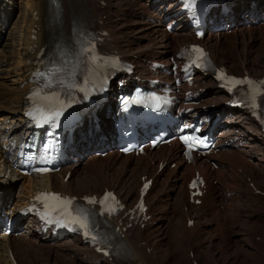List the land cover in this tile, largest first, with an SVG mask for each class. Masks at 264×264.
Instances as JSON below:
<instances>
[{
    "label": "bare ground",
    "instance_id": "bare-ground-1",
    "mask_svg": "<svg viewBox=\"0 0 264 264\" xmlns=\"http://www.w3.org/2000/svg\"><path fill=\"white\" fill-rule=\"evenodd\" d=\"M143 1H145V3ZM125 2L126 1L124 0V4ZM263 2L264 0L258 3L257 6L261 5ZM149 3H150L149 0H140L139 4L140 5L144 4L146 10L137 8V10L132 11L129 19L130 21L128 22L124 21V19L126 18L110 19L109 15L111 13L108 15L109 20L108 21L106 20L108 22V24L106 25H108L109 27V35L111 36L109 40V45L116 48L118 51L123 52L125 55L129 54L132 57L134 56L135 57L134 60L138 59L139 57H141L142 54L145 53H149V55L152 57L159 56L160 58H165L166 56L165 53L170 51L168 50V46L169 44H171L170 43L171 41L172 44H174L175 46L176 44L182 42L184 39H187L188 37L189 39L193 38V36L190 35L187 31V23L181 19L178 20V22L171 30V32L168 33L165 32L164 30L159 31L161 27L163 28V25L160 22L152 23L145 19L146 14H148V12L152 16L156 15L155 13H152L154 12L155 4H151V3L149 4ZM171 4L172 3L169 2L168 6H170ZM108 5H110V0H106L103 7L96 0H58V7L60 8V11L59 10L53 11L54 7H52V5L50 4V0H0V147H3L6 144H8L9 142L8 140L12 136V132L10 131V129L15 130L16 127L19 125L21 119V116H19L18 112L21 106L23 105V96L26 93L29 86L28 85L29 76L28 73L26 72V69L28 68L27 59L33 56V54H30V52L32 53L36 52L41 46L48 45L51 43L50 39L47 38L48 32L53 33V35H55L54 37L59 36L60 33L68 34L70 30L77 29L78 26L83 24L85 18L89 16L99 17L101 15L100 13L105 10L107 11V13L110 12L108 10L111 7L110 6L108 7ZM111 5L114 6L112 2ZM16 9H18L19 11L17 16L14 13ZM13 13L16 17L13 16ZM243 18L246 19L251 18L252 19L251 21L253 20L259 21L262 19L260 16L257 15L254 16L247 15L244 16ZM242 21H243L242 17L240 16L236 17L232 20V25L228 26L231 27L230 34H232L233 38L237 37V35L243 37L245 34L248 35L252 32V30L254 32V30L257 29L254 26L247 27V24L251 23V21H248L245 24L241 23ZM218 24L219 23L217 22L215 25L217 26ZM33 27L36 28V31L34 32V37L31 38L30 33ZM121 31L127 32L126 35L127 37L123 41H121L122 39L121 40L118 39L117 36V32H121ZM157 31H159V34L157 33ZM218 31L220 33H218ZM130 32L134 33L133 36L130 34ZM222 32L223 30L221 29L208 30L207 34L203 36L202 41L209 48L213 60L217 63L218 62L222 63L223 60L224 61L223 63H225L226 66L231 70L233 69L232 68L233 64L231 65L228 59H234L233 58L234 53L232 51L228 52L227 57L225 58L224 56L220 55V53L222 52L221 50L223 48L225 49L230 47V45L229 46L223 45L222 43L223 41L221 40V37L225 38V34ZM156 34H158V37ZM252 38L253 36L249 39V42L247 44L251 49L254 47L256 48L258 46L264 48V42L259 44V42L255 37H254L255 39ZM229 44H232V42ZM253 44L255 46H253ZM232 46L234 47V43L232 44ZM244 55L245 54H243V59L241 57L242 63L239 65V67H236V70H241V68L244 69L248 67L250 64L252 65L254 63L251 60L248 61L247 59H245ZM240 60L239 62H241ZM196 79L200 82L199 86L209 85L206 83V81H210L207 75H203V76L198 75L196 76ZM197 95L198 98H202V99L199 100L198 103L192 104L193 110H197L198 112H203V113L211 111L215 114L220 112L224 114L229 111L226 109H219L218 105L220 104L221 99H218V94L215 93V91L212 88L207 87V89H205L203 93L201 91H198ZM207 102L208 103L213 102L212 106L208 107ZM243 122L240 121V118L236 120H228V121L223 120L219 125V129L224 130L222 135L224 136L225 140L230 141L229 143L232 144L233 146L237 144V141L239 139L243 140V143L239 147L238 146L234 147V149L237 150L241 148V151H243L245 155L247 156L249 155L250 157L253 156L256 162L260 164V167L264 168V160H263L264 141L263 139L260 138L257 131H254V129L250 128V126H245ZM236 135L238 137L235 138ZM227 148L228 150L217 151L209 155L217 160L218 163L217 167L219 168V166H222V168H220V170L218 168H215L213 169V171L212 169L211 171L207 170L205 171L206 176L208 173H211L214 174L213 178L217 177V180H220V177L218 179V175L221 176L225 171H227L228 174L226 175L229 176L231 182L233 179H237L239 177L240 175L239 171L238 170L236 171L235 168H237L238 166H240L239 168L243 167L244 162L241 155L242 153L239 151L234 153L235 150L234 151L229 150L230 146H228ZM255 150L261 152L255 153L256 152ZM167 152H169V155L167 157H169L170 161L175 162V167L173 169L172 168L166 169L167 171H170V173L168 174V176L166 175L161 181L162 183H165V185H162L164 187V189L162 190V195L164 198L167 199H169L168 197L170 195H173V202H175L176 204L182 203V205H185V203H187L186 195H185L186 190L183 191L181 188L184 186V182L192 174L190 165L184 164L182 157H180L178 153L174 151V145H170V146L162 145L159 149L148 151L147 153L149 155L152 154L156 157H159L160 155H163L164 153ZM0 155H1V150H0ZM135 159L136 160L138 159L139 161L140 159H144V158L143 156H140V157H136ZM132 160H134V158L128 155L118 156L115 152L112 151L106 152L103 158H101L100 156L97 157L94 153H90L86 157H83V159H80L79 162H77L75 165H73L72 169L70 170L69 177L65 184H61V179H62L61 175L63 171H65L68 167H65L63 171H59V172L57 171V172H53L52 174L46 175L44 176L45 178L39 177L37 180L35 178L31 179L25 175L21 176L15 171H12L9 173V178H11V180L8 182L7 185H3L1 188V192H0V194L2 195L1 198L4 201H6L8 197L13 198L14 201L10 206V210L13 212V206H16L18 201L23 199V197H27L30 194L29 191L32 187H34V184L42 185L46 188L55 187L58 189H63L66 192L70 191L77 194H82L84 192H93V191L100 192L102 187L107 184L103 183L104 185L100 186L98 190H91L92 188L91 189L84 188L83 190L75 189V186L77 184L81 185L80 187H84L83 183L87 184L86 178L87 177L89 178L91 176L89 173H86L85 170H80L79 168L83 165L86 167V169L92 168V171L90 172L93 175L96 174L95 170L97 169L99 170V168L101 169V167H103L104 163L106 165L109 164V166H111L112 169L114 167H122L126 170L127 168H129L130 165H133L132 167H134L135 165V167L138 168L140 163L136 161L137 164H133L136 162H132ZM144 163L145 162H143L142 164ZM232 165H234L235 168H232ZM105 168L107 167L105 166ZM130 169L132 172L133 168ZM80 171L81 173L85 174L84 178H79ZM87 172L89 171L87 170ZM100 172L97 173L100 174ZM163 172L164 171L161 170L158 174V177H161ZM77 175L79 176L75 179ZM100 176H102V174ZM89 180L90 182H92L93 178L90 177ZM99 180H101V177L99 178ZM158 180L159 179L154 177L153 184L157 183ZM132 181L134 180L132 179ZM251 181L253 182L252 184L256 186H257V182L258 183L260 182L258 181L255 175H253V179L251 178ZM126 184H128V181ZM217 184L223 187L222 183H217ZM14 185H16V192L15 195H12L10 194V189ZM218 185L212 183L208 184L207 186L208 189L206 193L203 195V199L201 201L202 206L211 205L210 207H212L214 205L215 202L213 198L214 195L213 193L218 190L219 188ZM113 186L115 185L113 184ZM119 187L121 186L119 185ZM117 188L115 186V190L117 191V193L119 194V196L123 201L126 200L133 201L132 194L135 195V191L134 193L132 190L128 192L129 191L128 189V191L126 192L124 188L123 189L120 188L117 189ZM226 190L230 191V189L228 188ZM248 190H250V188ZM154 193L156 194L155 189H153L151 197L149 196V202H150L149 204L151 208H153L154 206V203H152V201L155 199V196H153ZM232 196L227 198L229 199ZM183 197L185 199V203L183 202ZM237 203L239 202H236V204ZM187 204L189 208L195 207L194 204H190V203ZM1 206L3 207V209H5L4 211L7 210L2 203ZM151 208H150V217L148 218V221L145 224L144 230H133L132 233L129 234L128 250H124L125 253L123 255V259L118 260L116 264H158L157 263L158 260L156 261L155 257H153V252L157 248L153 250L152 246L155 241H158L157 240L158 235L160 236L159 238L163 236L162 235L163 228L167 224L166 221L167 219L164 216L165 215V213H163L164 211L162 213L161 212L151 213ZM186 211L183 210L181 212V214L183 213V219L184 217L187 216ZM205 211H206L205 209L201 210L203 216L206 215L205 213L208 210L206 212ZM178 214L180 215V211ZM215 218L217 219L219 217H215ZM183 219L180 221H183ZM21 224H22L21 226L17 224L14 226V229L20 230L21 235L20 233L15 235L9 234V236L7 237L1 235L0 264L12 263V260L8 259L7 256H5L4 254L5 248L10 249L11 255H13L16 264H54V263L55 264H66V263L67 264H110V262L107 261L105 258L103 257L100 258L98 255L92 253L85 244H82L80 242L79 239H76L74 237H70L69 239L68 238L49 239L48 233H42L40 231L38 232L37 229L34 227V225L31 224V222H29L28 220H25ZM176 225L178 224H175V226ZM178 229H176L175 231H177ZM147 233L152 234L153 237L157 235L153 242H150V240L148 239V237L150 236H148L149 234L147 235ZM149 249L150 252H148ZM39 251L41 252V254H39L40 253ZM71 254H73V257H70ZM67 257H69L70 259Z\"/></svg>",
    "mask_w": 264,
    "mask_h": 264
},
{
    "label": "rangeland",
    "instance_id": "rangeland-1",
    "mask_svg": "<svg viewBox=\"0 0 264 264\" xmlns=\"http://www.w3.org/2000/svg\"><path fill=\"white\" fill-rule=\"evenodd\" d=\"M125 1L127 3L125 2V4H124V0H110V5H108V7L109 6L111 7L108 10L110 12L107 13V11H106V13H105L107 16L106 17L107 21L109 20V18L110 19H114V18H123L124 19V18H126V19H124V21L128 22V21H130L129 19H130L132 11L137 10V8L142 9V10L145 9L144 4L143 5L139 4L140 0L139 1L125 0ZM111 2L114 6L111 5ZM143 2L145 3V1H143ZM120 12H122L123 14ZM14 13L17 16V14L19 13L18 9H16L14 11ZM14 13H13V16L16 17L14 15ZM108 15H109V18H108ZM242 20L243 21L241 23L245 24L246 22L251 21L252 19L251 18L246 19V18L242 17ZM107 24H108V22H107ZM159 31L157 32L158 34H159ZM185 31H186V29H185ZM230 32H231V30L228 32L229 34L222 32L225 34V38L221 37V40L223 41L222 42L223 45L224 46L230 45V47L225 48V49L223 48L221 50L222 52L220 53V55L224 56V58H225V57H227V53L232 51L234 53V57H233L234 59H228V61H229V63H231V65L233 64L232 68L236 70V67H239V65L242 63L243 54H245L244 55L245 59H247L248 61L251 60L252 62H254L252 64L253 66L250 64L249 65L250 68L249 67H247V68H249L253 72H260L261 73V70L263 71V69H261V68L264 67V48L258 46L256 48L254 47L251 49L247 44L249 42V39L252 36H253L252 39L256 38L257 41L259 42V44L264 42V31L256 29V30H254V32L252 30V32H251L252 36L250 33L248 35L245 34L243 37H241L240 35H237V37H235V38H233V36H232V34H230ZM213 33H215V32H213ZM218 33H220V32L218 31ZM130 34L133 36L134 33L130 32ZM158 34H156L157 37H158ZM126 35H127V32H124V31L123 32L122 31L117 32L118 39H120V40L122 39L121 41L126 39V37H127ZM231 42H232V44L234 43V47L232 46V44H229ZM170 45L171 44H169V46ZM242 45H243V47H242ZM253 46H255V45L253 44ZM247 47H249V48H247ZM242 51L245 53H243ZM241 57H242V59H241ZM239 60L241 62H239ZM142 64H143V62L141 64H139V69H140V66ZM257 152H259V151H256L255 153H257ZM104 156H102V157L100 156V157L103 158ZM136 161L138 163H140L139 167L136 168L135 165H134V167H132L133 165H130L129 168H127L128 171H127V169L125 170L122 167H114L115 169L114 168L112 169V167L109 166V164L106 165L104 163V165H103V167H101V169L99 168V170L98 169L95 170L96 174H94V175L91 174V172H90V171H92V168L86 169V167L83 165L79 169L85 170L86 173H89L91 175L90 177L93 178V181L90 182V180H89L90 177L89 178L87 177L86 178L87 182L85 181L87 184L83 183L84 187H80L81 185L77 184L75 186V189H79V190L82 189L83 190L84 188H88V189L92 188L91 190H98V188L100 186L107 184V182H108V183H112L111 186H113V184H114L116 186V188L117 187L120 189L124 188V190H126V192L129 189L128 192H130L132 190L134 193V191H135L134 187H136V185H138L139 176L141 174H143L145 172L144 170H146L148 168L149 159L145 158V159H140L138 161V159L136 160L134 158V160H132V162H136ZM137 162L133 163V164H137ZM143 162H145V163L142 164ZM144 165H145V167H144ZM105 166L107 168H105ZM246 167H247V169L251 170L252 174L256 176L258 181H260L259 182L260 189L264 190V184H263L264 183V174H263L264 168H261L260 164L257 162H255V164H254L253 161L251 163L252 168L251 167L248 168V166H246ZM116 168H117V170H116ZM130 168H133L132 172H131ZM237 169L239 170V167ZM87 170L89 172H87ZM100 170H101V172H100ZM118 170H120V171H118ZM166 171L164 170V172L166 173L164 175V177L166 175L168 176V174L170 173V171H167V172ZM97 172H100V174H98ZM152 172H153V169L150 170L149 173H152ZM135 173L139 174V175H136ZM101 174H102V176H100ZM223 174H222L223 176L219 175V177H220V180H218L219 183H222L223 186L233 188V186L230 185L231 183L229 182L228 176L226 175V174H228V172L225 171ZM239 174H240V172H239ZM79 175H77L75 177V179L78 176H79V178H84V176H85V174L81 173V171H80ZM253 175L251 176L252 179H253ZM133 176H138V177L136 178ZM98 177L99 178L101 177V180H99ZM154 177L157 179L161 178V177H158V174ZM97 178H98V180H97ZM123 178H125L126 180ZM242 178H243V176H242ZM261 178H262V180H261ZM103 179H104V181H103ZM132 179L134 181H132ZM127 181H128V184H126ZM133 182H134V184H133ZM96 185H98V186H96ZM119 185L121 187H119ZM243 185H244L243 180L242 181L240 180L238 182V187H240L238 194H233V196L231 195L232 197L229 199L227 198L225 200L224 199L221 200V195H220V197L215 196L214 199H216L217 204H220L223 206V208H222L223 214L220 212L221 211L220 209L218 211H216V213L214 214L215 216L209 215V214L201 216L200 213L197 212V213H199L198 215L200 218V219H198L199 222H197L198 226H196V220L193 219L192 225L188 226V227L186 226V219H185L186 217H184V219H183V213L181 214L183 209L180 210V215L178 214L179 213V211H178L179 206H178V204L173 202V195H170L169 199H167V198L161 199V197H163L162 190L164 189V187L162 186V187H160L161 188L160 189L159 188L160 184L157 185L155 187V192H156V194L158 192V195L156 196V194L154 193L155 199L152 201V203H154V206H153V208H151L152 209L151 213L152 212L153 213L154 212H156V213L161 212L162 213L164 211L163 212V213H165L164 216L167 219L166 220L167 224L164 226L163 234H162L165 237L162 236L161 238H159L160 236L156 235L158 241H155L153 246H152L153 250L157 248L156 250H154V252L156 254L154 252L153 253H154V257H156L155 260L156 261L158 260V264H164V263L165 264H190L189 256L186 255V251L188 248H190L192 250L193 257L197 260L198 264H264V197L261 196L260 194H258L257 196H255L256 194H253L254 196H252L251 194L248 193V191L250 193L252 192L251 188H250V190H251L250 191V190H248L249 188H247L248 187L247 184H245V186H243ZM219 187H221V186H219ZM245 187L247 188V190ZM160 191H161V194H160ZM159 194H160V196H159ZM238 196H241V197H238ZM132 197H134V194H132ZM160 199H161V201H160ZM236 202H239V203L236 204ZM214 205H215V203H214ZM214 205L212 207H210L211 205H209V206L207 205L206 208L207 207L208 208L210 207V208L205 209L206 211L208 210L207 212L206 211L205 212L210 213L213 209H215L217 207L216 205L215 206ZM166 206H168V207H166ZM198 206H196V208ZM194 208L193 207L190 208L191 209L190 213H192L194 211L193 210ZM184 210L186 211V209H184ZM197 210L199 211V209H197ZM224 212H227V213H224ZM206 216H207V218H206ZM188 217H190V215ZM191 217H192V215H191ZM215 217H219V218L216 219ZM211 218H213V219H211ZM176 219L178 220V222ZM182 219H183V221H180ZM194 221H195V223H194ZM175 224H178V225L175 226ZM173 226H175V227H173ZM179 226H181V227L184 226L183 230ZM193 226H195V227H193ZM178 227H179V229H178ZM186 228H187V230H189L190 228L191 229L193 228V230L185 231ZM176 229H178V230L175 231ZM24 234H23V236H24ZM166 234H167V236H166ZM20 235H21V232H20ZM147 235L150 236V237H148L150 242H153L156 236L153 237V235L150 233H147ZM148 252H150V249ZM39 254H41V252ZM71 255H70V257H73V254H71ZM61 258H62V256H61ZM67 258H69V257H67ZM60 261H61V259H60Z\"/></svg>",
    "mask_w": 264,
    "mask_h": 264
},
{
    "label": "snow or ice",
    "instance_id": "snow-or-ice-1",
    "mask_svg": "<svg viewBox=\"0 0 264 264\" xmlns=\"http://www.w3.org/2000/svg\"><path fill=\"white\" fill-rule=\"evenodd\" d=\"M187 3L189 5H192L195 3V0H187ZM91 51L92 48L90 47L81 49V52L84 53H89ZM192 51L199 53L197 59H201V60L203 59L205 54L203 53L202 50L194 47ZM218 78L227 79V81L232 84H248L252 92L253 106H255L256 95L260 94L261 92V88L257 87V84L260 86H264V81L253 82L248 78L236 79L233 77H225L222 73ZM34 95L38 96L39 93H36ZM43 99L48 102L46 107H44L43 109L35 108L25 113L28 116H32L33 119H36V114H38L39 116L38 125L40 121L47 123L49 121L57 120L63 114V110L66 107V105H64L61 101H59V98L55 95L45 96L43 97ZM185 140L187 141V138H185ZM125 150L127 151V149ZM38 170L44 172L47 171L48 169L43 168ZM193 186H195V182ZM145 188H147V185H145ZM35 199L44 202V207L47 209V211L44 213L46 217L52 213H56L58 220L63 219L66 220L68 223L77 225L80 229L83 230V234L86 237H89L94 243H98V244L107 243V238L102 233L96 232L95 221L94 218L90 220L89 210L83 207H76L75 209H73L71 207L73 203V200L71 198L61 197L57 193H38ZM109 199H112L113 201L115 200L114 196H112L111 193H105V196L101 198V200L99 201H97L95 198H88V197L85 198V200L89 204L99 203L102 206L101 215H103L105 211H107L109 214H112L116 211L115 206H110V207L106 206V201H108ZM139 207L142 211L143 210L142 204ZM105 254L107 255L108 253L105 252Z\"/></svg>",
    "mask_w": 264,
    "mask_h": 264
}]
</instances>
